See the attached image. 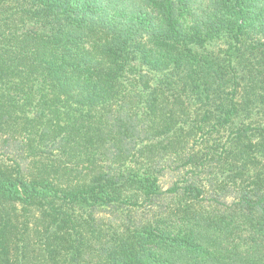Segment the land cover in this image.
Listing matches in <instances>:
<instances>
[{"label": "trees", "instance_id": "16d2710c", "mask_svg": "<svg viewBox=\"0 0 264 264\" xmlns=\"http://www.w3.org/2000/svg\"><path fill=\"white\" fill-rule=\"evenodd\" d=\"M0 264H264V0H0Z\"/></svg>", "mask_w": 264, "mask_h": 264}]
</instances>
